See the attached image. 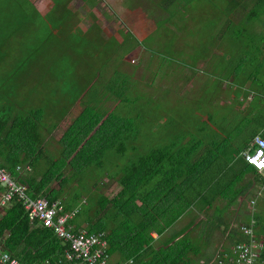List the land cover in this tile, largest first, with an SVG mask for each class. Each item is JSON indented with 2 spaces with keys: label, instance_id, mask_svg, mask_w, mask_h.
<instances>
[{
  "label": "trees",
  "instance_id": "1",
  "mask_svg": "<svg viewBox=\"0 0 264 264\" xmlns=\"http://www.w3.org/2000/svg\"><path fill=\"white\" fill-rule=\"evenodd\" d=\"M81 1L93 4L96 0ZM194 1L188 0L190 3ZM53 2V8L43 15L32 0H0V51L5 49L11 57L12 41L15 42L14 50L18 51L15 62L6 72L7 77L0 81V166L16 181L27 185L32 198L60 200L67 211L78 207L86 196L87 204L80 206L70 224L75 230L87 228L91 233L105 232L109 262L113 258V264H209L214 254L212 248L217 228L223 236L229 231L231 245L246 241L244 234L230 226L232 212H242L238 208L243 209L258 192L256 187L260 188L264 183V174L242 156L256 135L264 137V0H224L225 4L220 6L222 15L213 18L214 21L209 20L211 27L221 24L219 34L215 36L221 47L226 40L230 42V46L222 48L226 51L224 56L230 54L232 58H228L221 69L223 75L226 73L224 80H230L233 92L236 91L234 85H237V107L240 108L237 114L241 115L237 121V152L232 159L217 170L209 165L204 168L211 169L208 173L196 170L193 165V168L186 169L181 162L184 157L180 150L175 152L171 147H158L141 155L142 149L133 147L130 162L118 164L116 172L123 190L111 199L89 192L87 184L81 190L67 192L66 184L74 179L63 178V173L57 171L66 160L60 161L50 155V163L42 164L45 140L41 126L44 125L45 111L61 119L66 106L75 103L71 97H77L80 86L71 77L78 64L84 62L89 68L98 58V69L102 72L112 62L115 67H120L127 52L135 48L137 38L130 32L125 33L122 42L113 37L103 38L95 19L87 28L80 29V33L72 34V29L79 23L77 25L74 21L71 0ZM173 2L163 0L161 4L170 10ZM90 15L94 17L91 12ZM95 35L99 41L92 43L89 37ZM120 51H124L120 59L115 58ZM207 52V48H202L199 54L203 56ZM0 57L2 60L4 54L1 53ZM28 80L33 82L32 92L22 94L26 82H30ZM112 82L118 88L122 84L114 79ZM61 85L66 89L61 91L68 96L66 105L63 96L59 103H50L51 93L57 94ZM215 85L221 86L222 82ZM40 99L45 100L44 107L37 105ZM247 99L249 104L242 110ZM252 121L262 133L249 127ZM137 137L133 135L132 139ZM68 140L77 145L68 151V146H64L62 154L67 159L78 150L81 141L74 140V137H68ZM65 141L62 144H66ZM136 144L137 141L133 146ZM79 153L81 150L77 151ZM71 162L75 164L73 160ZM26 165L32 167L31 172L26 170ZM41 166L46 167L44 171ZM168 170L177 171L178 183L188 181L192 185V192L177 197L179 203L174 209L169 208L173 204L164 203L162 197L161 202H153L159 194L152 184H159L157 178ZM55 180L61 183L59 189L52 187ZM218 198H226V208L211 210L200 217L205 212L203 208L211 206ZM260 199L262 202L258 200L256 204L259 210L256 209L252 218L255 219L257 238L264 243V197ZM183 203L185 208L180 207ZM194 205L200 209L190 208ZM3 208L0 242L21 264H45L46 261L70 264L65 255L68 245L52 229L31 221L18 199ZM187 216L193 218L181 227L180 222ZM250 219L251 215L241 223H249ZM260 262L264 264V248Z\"/></svg>",
  "mask_w": 264,
  "mask_h": 264
},
{
  "label": "rangeland",
  "instance_id": "2",
  "mask_svg": "<svg viewBox=\"0 0 264 264\" xmlns=\"http://www.w3.org/2000/svg\"><path fill=\"white\" fill-rule=\"evenodd\" d=\"M32 1L43 15L47 14L54 6L53 0ZM162 1L96 0L93 4H87L81 0H71L70 8L75 11L74 21L77 25L79 23V26L72 29V34L80 33V29L87 28L93 19L100 25L103 38L113 37L122 42L125 33H132L137 38L136 46L127 52L120 68L126 73H133L134 79L126 83L128 86V89L124 91L126 95L144 94L146 97L145 108H151V112L154 114V124L151 126L152 128L149 127L151 129L145 130V133L148 134L151 131L153 136L156 133L155 147L169 146L172 143L171 149L177 151L181 148L191 149L192 145L196 144L199 146L197 151L208 150L209 153L204 155V165H210V168L215 169L213 162L209 160L213 159L212 157H215L216 153L217 159H221L223 156L225 162H228V144L237 148V121L241 118V115L237 114L239 113L237 85H234L235 92H233L234 89L229 84L230 82L228 84H226L227 81L224 82L227 87L226 91L219 85L218 87L215 85L221 79L227 78L226 73L223 75L221 66L228 62L227 59L232 56H229L230 54L224 56L226 51L225 48H222L230 46V42L226 40L224 46L221 47V43L216 40L215 36L219 34L221 24L211 27L209 20L214 21L216 16L222 15L220 6L225 2L224 0H195L190 3L188 0H174L168 10L162 6ZM247 1L249 2V0ZM250 7L251 4L248 8ZM90 12L94 17H91ZM89 38L93 40L92 43L99 41L96 39V35ZM12 42L13 44L10 45L13 47L11 57L8 56L5 49L0 51V56L1 53L4 54L2 60L0 57V81L7 77L6 72L18 55V51L14 50L15 42ZM202 48L210 50L201 56L197 52ZM211 48H214L213 51ZM57 51L59 50L57 49ZM64 52L67 53L66 50ZM122 53L124 51H120L115 58L120 59ZM60 55L62 54L60 53ZM159 59L163 60L162 66H160ZM205 59H209V63ZM233 62L235 61L233 60ZM195 66L199 67L195 68ZM177 72L184 73L187 78L195 79V81L205 79L204 95L201 97L200 89L196 91L197 89L193 88V85H189L190 83L181 88V85L176 82ZM227 74L230 79V71ZM137 79L143 81L139 86L135 85L138 82ZM129 83L130 85H128ZM188 86L191 90L188 89ZM30 89L31 87L25 86L21 93L28 95L32 92ZM60 94L67 102L68 96L59 88L58 95L52 100L53 103L60 102ZM146 94L153 99L147 98ZM249 99L243 103L242 110L248 106ZM201 101L203 102L201 103ZM221 101H225L224 104H220ZM44 103L45 100L40 99L37 105L44 107ZM202 107L205 108V111L210 109V113L203 111ZM45 112L48 114V111ZM207 118L209 123L206 126H200L202 122L207 121ZM66 125L67 123H64L61 128L63 129ZM249 127L258 129V132L262 133L255 121L250 122ZM60 134L59 132L57 136ZM142 143L145 145V152L152 150V140H143ZM220 147L225 150L223 153L217 152ZM190 159L192 157L189 158L191 163ZM198 169L204 171L203 165H200ZM210 170L206 171L209 173ZM118 189L120 187L113 183L109 188L103 190V194L112 197ZM259 202H262L261 199ZM223 203V201L219 202V205ZM257 207L256 209L259 210ZM239 210H242L239 218L244 221L252 211L250 200L244 204L243 209L239 207ZM232 215L234 219L235 213L232 212ZM237 217L235 223L240 220ZM223 239L224 237H219L215 243L216 246L220 245ZM113 263H115V259L112 258L111 264Z\"/></svg>",
  "mask_w": 264,
  "mask_h": 264
},
{
  "label": "crops",
  "instance_id": "3",
  "mask_svg": "<svg viewBox=\"0 0 264 264\" xmlns=\"http://www.w3.org/2000/svg\"><path fill=\"white\" fill-rule=\"evenodd\" d=\"M213 49L214 48H211L212 51ZM197 53L199 54V51ZM97 60H95L93 62V65L90 66L89 68H87L86 63L82 62L81 64H78L77 67L74 69V73L72 74L71 78L74 79L73 82L77 83V85L80 86L79 93L77 94V97L75 95L71 97L72 99L75 100V103L73 105L66 106L64 111H62L64 116L61 119H58L57 116L55 117L53 113L48 112L47 114L45 112L43 118L44 125L42 124L41 126V133H42L41 135L43 137V140H45L44 142L45 150L42 156V164L45 165L46 163H50V161H48V156L50 155L57 157L58 159H60V161L66 160L65 164H63L61 168L58 167L57 171L63 173V178L74 179L72 183L66 184V186H68V190H67L68 193H70L72 190L73 191L81 190L82 186L87 184L89 192L96 193V195L98 196H104L107 197L108 199H111L123 190V185L118 181L117 179L118 176L116 175V172L119 169L118 164L123 165L130 162L131 154L134 153L133 147H137V148L139 147L140 150L142 149L140 153L141 155L146 150L144 148L145 147L144 143H142L143 140H152L153 142L151 145L152 150L158 147H155L156 145L154 144L156 133H154V136L151 131L148 134L145 133V130H147L149 127H151L154 124L153 123L154 119L152 117L153 113L151 112V108L146 109L144 105L146 100L145 95L144 94L126 95V93L124 92L126 91V89H128L126 83L134 79L133 73L129 72L130 73L129 74L124 72L120 67H115L113 62L110 63L109 65L107 64V66L103 69L104 72H102L100 71L101 69H98L99 63L97 62ZM208 60L205 59L207 63H209L210 61ZM121 62H122L121 64L122 67L124 60H121ZM159 62L161 64L160 66H162L163 60L159 59ZM198 67L199 66H195V68ZM175 76L177 77L176 82L177 84L181 85V88H184L187 84L190 83L189 85L191 86L193 85V88L195 87V89H197L196 91L200 89L201 97L202 95H204L203 90L206 88L204 84L205 79H198L195 81V79L187 78L184 73H180V72H177ZM113 79L117 80L118 83H122L120 85V88L116 87L117 85L114 86V83L112 82ZM137 80L138 82L135 83V85L139 86L143 81L139 79ZM28 81L30 82H26V86L31 87L33 82L32 80H28ZM215 81L216 80L214 79V82ZM220 81L222 82L220 88L226 91L227 87H225L224 82L227 81V83L226 82L225 83L228 84L230 80L221 79ZM200 82L201 84H199ZM128 85H130V83ZM189 87L190 86H188V89L191 90ZM60 89H65V86L61 85ZM45 92H43V94H45ZM57 95L58 93L57 94H54V92L51 93L49 97L50 103ZM146 95L147 98L153 99L148 94ZM61 97L62 95L60 94V98ZM63 99L62 101L66 105V101ZM202 102L203 101H201V103ZM224 102L225 101H221L220 104H224ZM202 108L203 111H205V108L204 107ZM239 110L240 108L238 107V111ZM205 112L210 113V109L206 110ZM208 121L209 119L207 118V121L202 122L200 126L202 125L206 126L209 123ZM64 123H67V125L62 129L61 126ZM154 130L155 127L153 131ZM59 132L61 134L60 136H57ZM133 135L138 137L132 139ZM68 137L71 138L74 137V140L75 139L81 140L79 141L77 151L81 150L82 153L77 154L76 151L72 153L70 158L67 159L65 155L62 154L63 152L62 149L65 148L64 146L66 147L68 146L67 148L68 151L71 148V146L75 147V145H77L75 142L74 143L70 142L68 140ZM63 141H65L66 144H62ZM136 141L137 144L133 146ZM171 144L169 146H164V147H172ZM195 146L196 144H193L191 149H187V148L180 149L179 153L181 154L182 157H184V159L181 162H183V165L186 169L192 167L193 165L196 168V170L202 171L201 169L203 168L198 169L200 165H203L204 168L209 167V165L207 166L204 165L203 162L204 155L206 153H209V151L208 150L197 151L199 146L196 147ZM131 147H132V152L130 151ZM125 151H127V153L125 154V156H123ZM138 151L139 150L137 149V153L139 154ZM220 151L221 153H223L225 150H222L220 147V149L217 152ZM227 152H228L227 156H229L227 161L229 162V159H232V155H234L237 152L236 146L228 144ZM190 157H192V159H190L192 160L191 163L189 162ZM212 158L213 159H210L209 161L213 162L212 164L216 170L219 169L220 167L223 168L225 166L226 160H224L225 158L223 156H221V159L219 158L217 159V153H216V156ZM72 160L75 163L74 165L71 162ZM25 167L27 171L29 172L32 171V167H30L29 165L28 166L26 165ZM28 167L30 169H28ZM41 167H42V171H44L46 168L43 166ZM204 171L206 170L204 169ZM177 174H178L177 171L168 170V173L164 175L160 174L161 176L157 178L156 183L159 184H152V187L156 188L155 190L156 194H159V196L157 195L156 199L153 200L154 203L161 202L163 198L164 199L163 202L166 204L169 203L173 204V205H169V208L174 209L177 208L178 206L179 201L177 200L178 199L177 197L179 195H183V194L187 195L188 193L192 192L191 191L192 185L188 181L183 183H178ZM83 179L85 182H83ZM52 183H53L52 187L55 189H59L61 187V183L58 180H55ZM113 183L118 185L120 189H118L117 193L112 197L104 195L103 190L109 188ZM256 190H258V187H256ZM222 201L224 203L222 205H219V202ZM226 201H227L226 198H218L216 201H214V203L211 206L208 205L205 206V208H203L205 209L204 210L205 212L200 214V217H204L211 210L225 209L227 205ZM81 203H80L81 206L83 204L84 205L87 204L86 196H84L81 199ZM180 207L185 208L186 205H184L183 203L182 205H180ZM75 208H80V205ZM190 208L200 209L196 205L191 206ZM232 208L233 207H231L230 209ZM4 211H5L4 208L0 206V214H3ZM252 211H254L253 207H252ZM252 211L249 212L250 214L247 215V217L250 218ZM234 213H235L234 219H233V215L231 214L232 215L231 219L233 220H231L230 228L234 227L238 229V231H240L239 229L240 225L245 223H241V220L239 221L237 220L238 222L235 223L237 215H238L237 219H241V218H239V214H240L239 212L235 211L233 212V214ZM192 218L193 217H189V216L184 217L180 222V226L181 227L184 226ZM183 222L185 223L182 224ZM82 229H86V228H82ZM153 235L156 238L158 237L156 233H153ZM228 235H229V231L223 236L220 228H217L215 230L214 245L212 248V252L214 254L212 260L216 254V251L222 244H225L226 247L232 246L228 241ZM219 237H224V239L220 245L216 246L215 243L217 239H219ZM109 264H111V261L109 262Z\"/></svg>",
  "mask_w": 264,
  "mask_h": 264
},
{
  "label": "built area",
  "instance_id": "4",
  "mask_svg": "<svg viewBox=\"0 0 264 264\" xmlns=\"http://www.w3.org/2000/svg\"><path fill=\"white\" fill-rule=\"evenodd\" d=\"M242 156L258 172L264 174V137L261 134L256 135L250 148L242 152ZM0 186L2 188L0 206L6 207L13 199H18L31 221L39 222L44 227L52 229L55 235L68 245L65 255L70 264H109V243L106 233H91L86 229L75 230L70 224L80 208L67 211L60 200L50 201L46 197L32 198L28 186L16 181L12 174L1 166ZM257 191L250 201L254 208L250 222L240 225L239 228L247 240L230 247L222 244L209 264H262L260 256L264 243L256 236L255 219L252 215L256 211L258 200L264 197V183ZM0 260L4 264H21L18 258L13 257L4 248L2 242H0ZM45 264L53 263L46 261Z\"/></svg>",
  "mask_w": 264,
  "mask_h": 264
},
{
  "label": "flooded vegetation",
  "instance_id": "5",
  "mask_svg": "<svg viewBox=\"0 0 264 264\" xmlns=\"http://www.w3.org/2000/svg\"><path fill=\"white\" fill-rule=\"evenodd\" d=\"M0 264H4V263H2L1 260H0Z\"/></svg>",
  "mask_w": 264,
  "mask_h": 264
}]
</instances>
